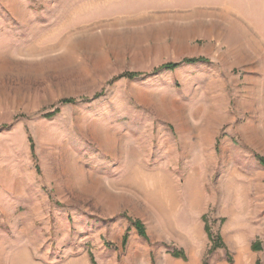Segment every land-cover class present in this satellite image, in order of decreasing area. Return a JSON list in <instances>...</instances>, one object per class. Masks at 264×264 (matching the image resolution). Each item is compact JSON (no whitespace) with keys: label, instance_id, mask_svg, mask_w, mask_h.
Instances as JSON below:
<instances>
[{"label":"rangeland","instance_id":"rangeland-1","mask_svg":"<svg viewBox=\"0 0 264 264\" xmlns=\"http://www.w3.org/2000/svg\"><path fill=\"white\" fill-rule=\"evenodd\" d=\"M0 264H264V0H0Z\"/></svg>","mask_w":264,"mask_h":264},{"label":"trees","instance_id":"trees-1","mask_svg":"<svg viewBox=\"0 0 264 264\" xmlns=\"http://www.w3.org/2000/svg\"><path fill=\"white\" fill-rule=\"evenodd\" d=\"M170 66H172V65H170Z\"/></svg>","mask_w":264,"mask_h":264}]
</instances>
